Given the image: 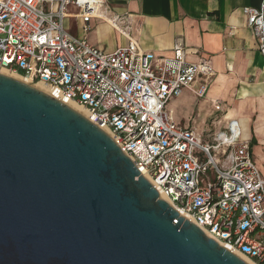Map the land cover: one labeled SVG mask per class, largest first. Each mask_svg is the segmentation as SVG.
I'll return each instance as SVG.
<instances>
[{"label": "built area", "instance_id": "2783aa9c", "mask_svg": "<svg viewBox=\"0 0 264 264\" xmlns=\"http://www.w3.org/2000/svg\"><path fill=\"white\" fill-rule=\"evenodd\" d=\"M242 11L264 57V0ZM70 16L81 19L84 32L92 18L102 19L129 42L105 51L72 35ZM129 17L112 13L106 0H0V69L85 107L179 213L220 245L264 264V174L238 121L209 142L168 108L185 90L207 95L212 61H189L181 39L171 56L146 51L130 36Z\"/></svg>", "mask_w": 264, "mask_h": 264}, {"label": "water", "instance_id": "95a60500", "mask_svg": "<svg viewBox=\"0 0 264 264\" xmlns=\"http://www.w3.org/2000/svg\"><path fill=\"white\" fill-rule=\"evenodd\" d=\"M0 264H249L162 199L116 141L0 72Z\"/></svg>", "mask_w": 264, "mask_h": 264}, {"label": "crops", "instance_id": "0c3cea01", "mask_svg": "<svg viewBox=\"0 0 264 264\" xmlns=\"http://www.w3.org/2000/svg\"><path fill=\"white\" fill-rule=\"evenodd\" d=\"M106 1L112 13L130 15V36L146 51L157 56H171L175 42L181 39L188 48L189 61L202 58L212 61L216 73L207 95L198 98L185 90L169 102L168 108L179 125L192 129L209 142L215 133L227 128L230 121L237 120L242 137L250 141L252 156L264 174V57L242 11L245 6L258 7L262 0ZM70 11L76 13L77 9L71 6ZM68 18L73 20L72 28L76 27L77 20L82 24L80 32L69 31L73 36L86 37L90 44L105 51H113L129 42L128 37L102 19L92 18L91 28L84 32L80 18ZM111 36L115 37L116 44L104 46ZM193 101L192 107L185 112L193 111L197 102L200 131L194 127L195 120L190 114L187 120L175 115L179 103L191 106ZM220 116L222 119L217 121ZM210 122L215 131L206 140L205 126ZM222 122L225 124L221 125Z\"/></svg>", "mask_w": 264, "mask_h": 264}, {"label": "bare ground", "instance_id": "6f19581e", "mask_svg": "<svg viewBox=\"0 0 264 264\" xmlns=\"http://www.w3.org/2000/svg\"><path fill=\"white\" fill-rule=\"evenodd\" d=\"M0 72L1 73H4L6 75L12 76L14 78H17V79H19L21 81H24L27 84H31L34 87L40 89L41 91L46 92V93H48V94H50V95H52V96H54V97H56V98L64 101L70 107H72L73 109H75L76 111H78L79 113H81L82 115H84L85 117H87L88 119H90L91 121H93L95 124H97L99 127H101L106 133H108L110 136H112L111 133H110V131H109V129L107 127H105L104 125H101L94 117H92L91 114L88 112V110L85 107H83V106H81V105H79V104H77V103H75L73 101H70V100H67V99L63 98L57 88L48 86V85H46V84H44L42 82H32L28 78H25V77H23V76H21V75H19L17 73L9 72V71H7L5 69H0ZM160 197L162 199H164V200L167 201V198L164 195H160ZM180 214L182 216L186 217V215L184 213L180 212ZM236 254L239 257H241L244 261H246L247 263L254 264V262L251 261L246 256H244V255H242L240 253H236Z\"/></svg>", "mask_w": 264, "mask_h": 264}, {"label": "rangeland", "instance_id": "374dc122", "mask_svg": "<svg viewBox=\"0 0 264 264\" xmlns=\"http://www.w3.org/2000/svg\"><path fill=\"white\" fill-rule=\"evenodd\" d=\"M72 25H73V20H71V19H66L65 20V26H66V28L71 32V33H77V32H80L81 30L80 29H82V24L80 23V21H78L77 20V25H76V27H74V28H72ZM78 26V27H77ZM78 28V29H77ZM116 39H115V37L114 36H111V37H109L108 39H106L105 40V43L103 44L104 46H113V45H115L116 44ZM194 104V101L193 102H191L190 103V105L191 106H189V104L188 103H185V102H182V103H179L176 107H175V115H176V117L178 118V119H180V117H184L186 120H187V117H188V115L190 114L191 115V117H194V120H195V122H194V127L198 130V131H200V127H198V123L197 122H199L200 121V119H201V117L200 116H198V106H196V104H197V102H196V104H195V106L193 107V111H190L189 113H187V112H185V111H187V110H189V108H191L192 107V105ZM170 108V107H169ZM220 109V108H219ZM192 112V113H191ZM181 114H183L182 116H181ZM222 119V117L220 116V117H218V119H217V121H220ZM187 123V121H185V124ZM223 123L225 124V122H222V123H220L221 125H223ZM205 129H206V131L204 132V139H206V140H208L209 139V135L213 132V131H215V128H214V125H212V122H210V123H208L206 126H205Z\"/></svg>", "mask_w": 264, "mask_h": 264}]
</instances>
